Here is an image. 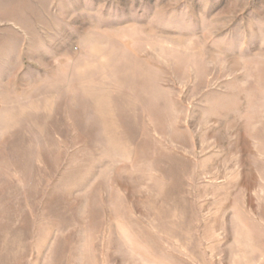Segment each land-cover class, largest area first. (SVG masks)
Here are the masks:
<instances>
[{"label": "rangeland", "instance_id": "374dc122", "mask_svg": "<svg viewBox=\"0 0 264 264\" xmlns=\"http://www.w3.org/2000/svg\"><path fill=\"white\" fill-rule=\"evenodd\" d=\"M0 264H264V0H0Z\"/></svg>", "mask_w": 264, "mask_h": 264}]
</instances>
